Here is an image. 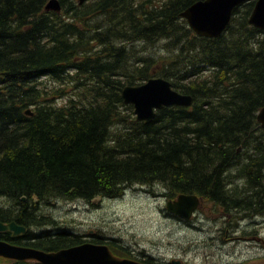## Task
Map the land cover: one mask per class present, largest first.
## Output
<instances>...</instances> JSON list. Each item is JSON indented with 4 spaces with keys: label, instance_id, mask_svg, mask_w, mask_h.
Masks as SVG:
<instances>
[{
    "label": "trees",
    "instance_id": "trees-1",
    "mask_svg": "<svg viewBox=\"0 0 264 264\" xmlns=\"http://www.w3.org/2000/svg\"><path fill=\"white\" fill-rule=\"evenodd\" d=\"M47 1L0 0V198L14 205L0 206V221L27 227L20 244L82 243L57 226L33 238L56 222L35 202L113 198L136 185L264 213V30L248 22L253 0L213 38L180 16L197 0H59L60 12ZM151 77L192 104L138 120L122 91Z\"/></svg>",
    "mask_w": 264,
    "mask_h": 264
},
{
    "label": "rangeland",
    "instance_id": "rangeland-1",
    "mask_svg": "<svg viewBox=\"0 0 264 264\" xmlns=\"http://www.w3.org/2000/svg\"><path fill=\"white\" fill-rule=\"evenodd\" d=\"M148 47L151 54L166 50L161 45ZM44 84L49 87L50 82L45 80ZM58 99V105H62L63 98L56 96L54 101ZM164 188L159 183L145 188L129 187L114 199L38 201L37 210L56 222L36 226L34 230L52 231L55 226L68 229L79 235L82 242L100 240L118 248L115 252L120 257L149 264H175V261L176 264H264V213L249 217L225 213L215 203L202 198L191 219H176L171 216L173 213L168 214L167 207L168 200L176 196L165 195ZM0 206L14 207L6 197L0 198ZM3 232L0 235L16 237L14 243L20 244V235ZM0 264L38 263L0 257Z\"/></svg>",
    "mask_w": 264,
    "mask_h": 264
},
{
    "label": "water",
    "instance_id": "water-1",
    "mask_svg": "<svg viewBox=\"0 0 264 264\" xmlns=\"http://www.w3.org/2000/svg\"><path fill=\"white\" fill-rule=\"evenodd\" d=\"M88 0H79L80 4ZM248 0H197L189 5L180 16L196 35L218 37L230 21L233 8ZM46 10L61 11L59 0H48ZM248 22L264 30V0H254ZM124 102L132 104L136 117L150 123L157 111L166 106H190L192 97L178 92L171 81L164 77H151L141 85H130L124 89ZM27 113L31 111L27 110ZM257 121L264 128V106L259 109ZM201 198L194 194H179L168 203V210L184 219H189L201 206ZM0 231H12L13 236L27 231L16 222H0ZM0 257L38 264H146L132 258L120 257L109 245L82 242L59 250L46 251L40 248L0 240ZM178 263L177 261L174 262Z\"/></svg>",
    "mask_w": 264,
    "mask_h": 264
},
{
    "label": "flooded vegetation",
    "instance_id": "flooded-vegetation-1",
    "mask_svg": "<svg viewBox=\"0 0 264 264\" xmlns=\"http://www.w3.org/2000/svg\"><path fill=\"white\" fill-rule=\"evenodd\" d=\"M133 187H136V186H133ZM141 188H145L144 186H140ZM164 190L166 191V193H165V195H169V190L170 189H168V188H164ZM177 197V196H176ZM171 200V199H170ZM92 201V200H91ZM170 201L168 200V202H167V206H168V203H169ZM168 214L170 215L171 213L170 212H168ZM171 216H174L176 219H180V220H183L182 218H180L179 216H177V215H175V214H171ZM41 233L42 232H37L36 234H35V236L33 237V238H36V236H38V235H41ZM24 236V234H22V235H20V237H23ZM12 243H14V242H12ZM17 244V243H16ZM103 244H106V243H103ZM111 246V245H110Z\"/></svg>",
    "mask_w": 264,
    "mask_h": 264
},
{
    "label": "bare ground",
    "instance_id": "bare-ground-1",
    "mask_svg": "<svg viewBox=\"0 0 264 264\" xmlns=\"http://www.w3.org/2000/svg\"><path fill=\"white\" fill-rule=\"evenodd\" d=\"M62 9V8H61ZM50 11V10H49ZM45 80V79H44ZM146 82V81H145ZM144 82V83H145ZM143 84V83H142ZM141 85V84H140ZM127 86H130V85H127ZM127 86H125L124 87V89L127 87ZM124 89H123V91H122V95H123V92H124ZM191 96V95H190ZM192 97V96H191ZM123 99H124V97H123ZM193 100V99H192ZM127 104V103H126ZM191 104H192V102H191ZM138 119V118H137ZM139 120V119H138ZM263 128V127H262ZM136 186H138V185H136ZM127 189V188H126ZM172 192V191H171ZM183 194V193H182ZM185 194V193H184ZM194 195H196V194H194ZM174 196V195H173ZM196 196H198V195H196ZM101 196H98V197H96V198H100ZM112 198V197H111ZM25 199V198H24ZM94 199L95 198H93L92 199V201H94ZM114 199V198H113ZM202 199V198H201ZM169 201H171V200H169ZM12 222H15V221H12ZM7 223H9V222H7ZM53 223V222H52ZM18 224V223H17ZM51 224V223H50ZM18 225H20V224H18ZM35 225V224H34ZM39 229V228H38ZM2 233V232H1ZM3 233H5V232H3ZM98 233V232H97ZM10 234V233H9ZM25 234H26V232H25ZM100 234V233H99ZM16 238V237H15ZM20 238V237H19ZM85 242H88V241H85Z\"/></svg>",
    "mask_w": 264,
    "mask_h": 264
}]
</instances>
